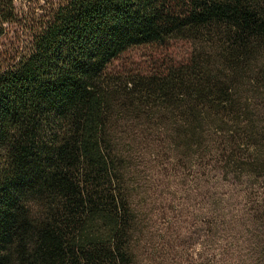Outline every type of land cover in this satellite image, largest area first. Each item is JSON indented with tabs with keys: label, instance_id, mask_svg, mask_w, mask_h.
<instances>
[{
	"label": "trees",
	"instance_id": "trees-1",
	"mask_svg": "<svg viewBox=\"0 0 264 264\" xmlns=\"http://www.w3.org/2000/svg\"><path fill=\"white\" fill-rule=\"evenodd\" d=\"M173 39L188 62L111 69ZM164 154L264 177V0H0V264H170Z\"/></svg>",
	"mask_w": 264,
	"mask_h": 264
},
{
	"label": "rangeland",
	"instance_id": "rangeland-1",
	"mask_svg": "<svg viewBox=\"0 0 264 264\" xmlns=\"http://www.w3.org/2000/svg\"><path fill=\"white\" fill-rule=\"evenodd\" d=\"M196 49L193 41L184 39L138 46L115 60L111 69L163 72L188 62ZM168 160L164 154L156 165L152 209L158 245L167 239L168 227L171 230L170 264H198L218 253L225 264H264V177L227 180L199 157L169 165Z\"/></svg>",
	"mask_w": 264,
	"mask_h": 264
}]
</instances>
